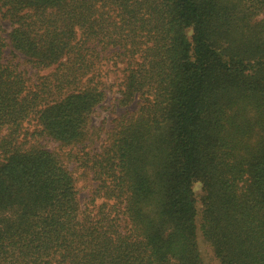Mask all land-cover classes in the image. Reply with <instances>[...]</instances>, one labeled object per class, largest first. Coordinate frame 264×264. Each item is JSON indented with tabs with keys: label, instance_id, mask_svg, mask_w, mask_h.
I'll return each instance as SVG.
<instances>
[{
	"label": "trees",
	"instance_id": "obj_1",
	"mask_svg": "<svg viewBox=\"0 0 264 264\" xmlns=\"http://www.w3.org/2000/svg\"><path fill=\"white\" fill-rule=\"evenodd\" d=\"M199 236L264 264V0H0V264H205Z\"/></svg>",
	"mask_w": 264,
	"mask_h": 264
},
{
	"label": "rangeland",
	"instance_id": "obj_2",
	"mask_svg": "<svg viewBox=\"0 0 264 264\" xmlns=\"http://www.w3.org/2000/svg\"><path fill=\"white\" fill-rule=\"evenodd\" d=\"M2 24L4 28L7 29V24L3 21H2ZM115 96H118V93H117V87L114 86L107 93L101 105L96 107L95 112L91 116V122L95 126H103L106 128L109 125V122H108L109 118L114 116V114H117L118 112L123 110V107L119 106L117 100L115 99ZM41 143H43L49 149L58 148L56 142H53V141L43 140L41 141ZM97 145L98 144H96V146ZM71 164L72 163L70 162L69 165L71 166ZM77 184H78V189H79V198L83 202L85 198L87 197L88 184L87 182H84L82 179H79L77 181ZM198 242L200 245V251L202 254V258L205 264H217L216 260L212 257L208 246L201 240L200 236L198 237Z\"/></svg>",
	"mask_w": 264,
	"mask_h": 264
}]
</instances>
